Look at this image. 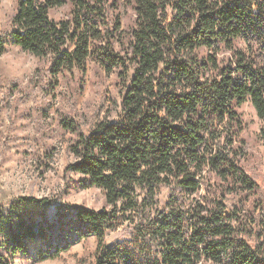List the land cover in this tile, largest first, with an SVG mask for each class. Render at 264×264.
<instances>
[{"label": "trees", "instance_id": "obj_1", "mask_svg": "<svg viewBox=\"0 0 264 264\" xmlns=\"http://www.w3.org/2000/svg\"><path fill=\"white\" fill-rule=\"evenodd\" d=\"M65 6L67 18L52 19ZM9 43L48 60L52 77L94 63L122 91L116 122L90 135L62 124L77 135L67 171L101 189L109 209L60 205L38 234L17 204L0 205L10 259L36 237L49 250L41 259L58 258L71 247L60 244L67 228L98 240L96 264H264V221L253 217L264 215V184L247 174L253 145L239 112L250 103L264 121V0H18L0 57ZM119 229L127 238L106 244Z\"/></svg>", "mask_w": 264, "mask_h": 264}, {"label": "rangeland", "instance_id": "obj_2", "mask_svg": "<svg viewBox=\"0 0 264 264\" xmlns=\"http://www.w3.org/2000/svg\"><path fill=\"white\" fill-rule=\"evenodd\" d=\"M17 2L0 0V35L11 30ZM68 13L69 8L65 6L53 11L51 17L59 21L67 18ZM133 17L131 9L122 10L124 26ZM49 67L48 60L10 43L0 57V205L9 210L12 204H17L15 213L26 216L27 224H33L38 234L44 229L43 214L52 224L60 205L95 212L109 209L101 189H85L81 185L84 178L67 171L77 161L72 153L77 135L62 124L72 122L85 135H90L101 122H116L122 103L117 75L107 74L94 63L88 64L85 73L75 70L57 77H52ZM239 112L247 127L242 136L253 145V159L246 166L247 174L251 175L253 170L264 184V121L250 103ZM167 193L162 191L164 199ZM26 198L54 199L57 204L45 211L39 204L18 201ZM253 202L254 197L249 204ZM253 217L264 221L262 212H253ZM260 231L259 225L254 227V232ZM126 238L123 229H119L110 232L105 242L113 245ZM37 240L42 242L41 255L36 251ZM1 242L0 239V257L8 264H96L98 240L95 237L77 240L76 233L68 234L67 228L60 244L69 242L71 247L55 259H41L49 250L46 242L38 237L32 238L28 253H19L11 259Z\"/></svg>", "mask_w": 264, "mask_h": 264}, {"label": "bare ground", "instance_id": "obj_3", "mask_svg": "<svg viewBox=\"0 0 264 264\" xmlns=\"http://www.w3.org/2000/svg\"><path fill=\"white\" fill-rule=\"evenodd\" d=\"M41 244H42V242H41L40 240H37V241H36V246L39 247Z\"/></svg>", "mask_w": 264, "mask_h": 264}]
</instances>
